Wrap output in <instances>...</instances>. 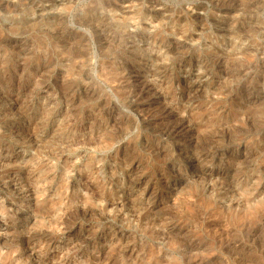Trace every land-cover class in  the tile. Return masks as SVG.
I'll use <instances>...</instances> for the list:
<instances>
[{"label": "rangeland", "instance_id": "374dc122", "mask_svg": "<svg viewBox=\"0 0 264 264\" xmlns=\"http://www.w3.org/2000/svg\"><path fill=\"white\" fill-rule=\"evenodd\" d=\"M0 264H264V0H0Z\"/></svg>", "mask_w": 264, "mask_h": 264}]
</instances>
